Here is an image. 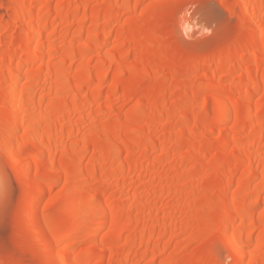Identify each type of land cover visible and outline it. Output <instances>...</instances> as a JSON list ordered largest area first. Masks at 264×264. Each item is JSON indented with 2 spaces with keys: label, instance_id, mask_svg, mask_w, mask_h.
<instances>
[{
  "label": "rangeland",
  "instance_id": "374dc122",
  "mask_svg": "<svg viewBox=\"0 0 264 264\" xmlns=\"http://www.w3.org/2000/svg\"><path fill=\"white\" fill-rule=\"evenodd\" d=\"M62 1L51 0L52 27L42 41L47 48L55 40L57 47L37 59L33 71L23 67L29 79L25 78V84L32 82L29 74L43 72V68L44 74L40 71L41 78H37L45 83H39L37 92L26 94L23 101L25 106H37L42 134H47L48 122L43 119L51 110L65 129L56 134L53 166L49 167L43 157H34L31 148L26 152L37 168L33 171L34 191L29 190L18 164L0 151V264H50L41 252L34 227L21 221L27 194H36L42 185L49 189L40 209L48 216L56 215L49 230L58 227L61 235L71 231L77 221L70 211L72 198L82 196L83 187H90L87 196L83 194L88 198L93 195L91 190L95 193L104 186L97 206L107 209L98 222L96 238L85 239L81 227L75 236H63L55 248L56 252L58 248L69 249L72 264H78L74 257L81 260L92 253L87 264H235L233 253L218 233L220 215L226 210L221 190L229 184L224 178L228 171L235 172L231 201L242 203L243 209L250 206L255 190H260L259 203L245 210L246 220L253 216L257 221L247 224L243 220L238 228L245 236L248 228L254 229V244L247 249L254 258L261 253L264 256V241L258 239L264 234V178L258 176L244 191L239 188L247 175L264 170V50L256 51V41L264 40V2L262 15H255L253 23H248L235 0H166L158 9L153 6L165 0H143L136 11L124 12L120 22L114 14L125 9V0H73L75 14L66 18L56 16L61 7L55 3ZM256 1H250L252 7ZM14 2L0 0V92L5 87L4 75L17 60L15 53L33 38L21 34L19 39H10L26 22L24 16L14 20ZM43 2L34 3L33 13ZM142 17L147 21L128 25L129 20ZM108 21L106 39L89 46L92 34H100ZM124 39L122 52L113 62H105L102 56ZM148 39L155 43H147ZM226 48L229 53L223 56ZM8 51L14 53V60L4 57ZM67 57L74 59L70 62ZM220 59V66L214 67ZM52 62L64 64L63 76L46 72L48 66L53 68ZM65 73L70 85L64 82ZM205 80L208 84L203 86ZM67 85H73L71 92ZM144 86L149 90L147 96ZM252 86L248 106L245 95ZM94 92H98L96 96ZM221 92L228 106H236L224 126L217 123L218 110L212 104ZM5 102L0 95V138L10 121V114L2 108ZM260 121L262 126L255 127ZM28 125L26 121L21 135ZM123 125L126 129L121 131L120 142H111L113 132ZM224 127L232 135L230 139L220 138ZM72 129L75 134H71ZM94 146L104 154L96 158ZM241 146L247 153L239 160ZM113 151L119 153L123 171L111 168ZM131 155L134 159L129 161ZM63 159L79 171L95 160L105 173L73 172L69 181L57 174ZM110 225L117 229L113 240L106 236ZM253 257L246 258L244 264H250Z\"/></svg>",
  "mask_w": 264,
  "mask_h": 264
},
{
  "label": "bare ground",
  "instance_id": "6f19581e",
  "mask_svg": "<svg viewBox=\"0 0 264 264\" xmlns=\"http://www.w3.org/2000/svg\"><path fill=\"white\" fill-rule=\"evenodd\" d=\"M14 1L15 2L13 4L15 6L14 7L15 11L12 9L14 11V14H15L14 20H16L15 19L16 17H18V19L20 20V17L24 16L26 19V22L24 21L25 23H23L24 25H22L24 28V29L22 28L23 31H21L22 29L15 31L12 34V36L10 37V39H17L18 37L21 36V34L23 36L26 35L27 37H29L31 35L33 38L31 41L25 42L21 46L20 51L19 50H17L18 52L16 51L17 53H15V55L17 56L16 57L17 60L15 62L13 61L14 63L11 64L10 69L8 68L9 71L8 70L7 71L9 73L7 74V72H6V75H4L5 87H4L3 91L0 92V95L2 96V99L4 101L5 100L7 101V104L5 102L6 107L4 108L2 106V108L7 113L10 114V121L8 123L6 130L4 131L3 135L0 138V151L2 153H4L5 155H7V157L9 159H11L14 163L18 164V166L20 167V170L24 174V180H25V183L27 184L29 190L34 191L33 171L34 170L37 171V168H35L33 166V162H32L31 157L29 158V157L25 156V154L28 151V149L31 148L34 151V157H37V155L40 157H43L46 160V163L49 167L53 166L54 161L56 159V156L54 155L55 154L54 152L56 149L54 150L53 147L56 144V141L58 142V140H56L58 137V136L56 137V134L62 133L65 129V124L63 123V121L60 120L59 116L58 117L54 116V114H53L54 111L52 112V110H51V112H49L50 114L48 113V115L45 116V119H43L44 121L46 120L48 122L47 134L45 132H43V134L45 133L44 134L45 136H44L41 133L42 132V129H41V127H42V121L41 120L42 119H39V118H41L40 117L41 115H39V117L37 118V113H38L37 109H36L37 106L36 107H32L33 105H30V106L26 105L25 106L24 101H23V97L26 94H32L33 95V93L37 92L36 89L40 83L39 82L40 80L37 78V76L41 78V75L44 74V71H45V68H43L44 69L43 72L40 70L42 72V74L40 73L39 70L37 71V72H39L38 75L34 74L37 72H34V73L32 72V74H29V77L33 78L34 80L32 79V82L31 83L28 82L29 85H27V84H25L24 80L27 81L28 75L26 77V74L23 73L24 72L23 67L26 65V66H28V68L30 67L32 69V64L37 59H40V60L43 59L46 56L48 51L53 52L55 50V48L57 47L55 40L50 39L52 41L49 43L47 48L44 47V44L42 42L44 39L43 38L44 35L46 34V32H48L49 27L51 26L49 19H50V12H51L52 6H54V5L51 3V0H44L43 5L38 9V11L33 13L34 3H36L37 0H14ZM125 1L128 4L125 7V9L123 11L119 10L114 14V19H116L117 22L121 21V17L124 15V12L136 11L140 2H142L143 0H134L133 2H131V0H125ZM235 1L240 5L246 22L253 23V20H255V18H256L255 15H257V16L262 15L260 13H262L261 11H262V6H263V2H264L263 0L256 1L254 3L255 5L253 4L254 5L253 7L251 6V2H250L251 0H235ZM165 3H166V0L163 2L162 1L158 2L156 5L153 6V9L161 8L162 6H164ZM55 4H56L55 6L61 7V11L58 14H56L57 17H63V18L65 17L66 18V17L71 16L72 14H75L74 13L75 9L73 10V7H72L73 0H63L62 2H60L58 4L55 3ZM249 5L252 7V9ZM110 9H112V7H110L109 10ZM261 19L263 20L264 17ZM145 21H147V19H145L144 17H142L140 20L139 19H132V20L128 21V25L133 27L134 25L139 24L141 22H145ZM261 23H263L262 24V28H263L262 31L264 33V21ZM19 25H20V23H19ZM109 25H110V22H109V24L106 23V25L104 26V30L100 34H97L96 32H94L92 34L91 40L88 43V45L93 46L94 44H96V42L100 38L106 39L107 32H108L107 30L109 28ZM54 34H53V36L55 37ZM223 39L225 40V37H223ZM218 40L220 41V39H218ZM124 41H125V39L123 41H121L119 44L116 43L117 45L115 44L116 46H114V48L110 52H108L106 55L102 56L103 58L102 57L101 58L103 60H105V62H106V60L113 62L114 59L122 52L123 46H124ZM212 41H213V39H212ZM262 41H264V40L256 41V43H257L256 44V48H257L256 51L257 52H262V50H264V47L262 49V46H264L263 45L264 43L262 44ZM146 42L149 44H154L155 40L154 39H148ZM214 42H216L215 44H218L217 40L216 41L214 40ZM211 43H213V42H211ZM71 50H73L72 47H71ZM84 51H86V50H84ZM11 52L10 51L6 52V55L4 57L7 59L9 58V60H14L15 59V58H13V57H15L14 53L13 52L11 53ZM71 53H74V52H71ZM227 53H229L228 48L223 50L222 55L224 56ZM69 57H67V58L69 60H71L74 56L71 58H69ZM74 58L76 60V57H74ZM73 59L70 62H72ZM65 60H63V61H65ZM57 62H60V61H57ZM67 62H68V60H67ZM52 63H54V65L52 64L53 68H50V66H48L49 68L46 67L47 68L46 72H48V70H50L49 72L52 73V76L58 77V75H62V72L64 73L66 71V70L64 71L65 66L63 63H57V64L55 62H52ZM220 63H221V59L219 61H217V63L213 64V66L217 68L220 66ZM52 65H51V67H52ZM207 65L210 66L212 64H211V62H208ZM33 70H34V68L32 69V71ZM28 71H30V70H28ZM120 71H118V72H120ZM105 74H107V72ZM57 77H55V78L57 79ZM25 78H27V79H25ZM31 78H30V80H31ZM64 78L67 80L64 82H67V84L70 85L71 83H69V82H71V81H69L70 78H69L68 73L67 74L65 73ZM67 78H69V79H67ZM56 79H54V81H56ZM59 80L61 81L60 78L58 79V81ZM42 83H45V82L42 81ZM42 83H40V85ZM207 84H208V82L205 80L203 83V86H206ZM19 87H22V89L20 90L19 93H17ZM72 87H73V85L68 86L67 91L71 92ZM43 88H45V87H43ZM253 88H255V86L250 87L249 90L246 92V95H245L246 96L245 97V104H247L248 106L251 103V98H252L251 92H252ZM142 91H143L144 96H147L149 94V90L146 86H144L142 88ZM47 93L49 94L48 91H47ZM97 93L98 92H94L93 96H96ZM223 93H224V91H223ZM223 93L221 92V93L217 94L215 96V98L212 100V104L215 107H217V110H218L217 123L222 124L224 126L227 123L228 119L231 117L230 114H232L231 113L232 109H236V106L235 107L232 106L233 108L230 107L231 106L230 104L228 106L227 97ZM40 94H42V93H40ZM45 96H47V95H45ZM32 100L35 101V98H33ZM28 104H30V103H28ZM51 105L53 106V104H51ZM77 107H78V105H77ZM229 107H230V109H229ZM76 108H75V110H77ZM248 112H249L248 114L251 115V111H248ZM42 116H43L42 118H44V115H42ZM26 121L29 122V125L26 127L25 133L23 135H21L20 132L23 129V127L25 126ZM158 123H159V121H158ZM263 123H264V121H263ZM256 125L260 127V125L262 126V122L260 121L258 124H255V127H257ZM72 127H74V126H72ZM123 129L124 130L126 129L125 125L118 126L116 131L114 130L115 132H113L114 136L111 138V142H116V143L120 142V140H121L120 137L122 134L121 131ZM223 130H224V135L220 136V138L230 139L232 137V135L229 134L230 133V132H228L229 130L227 131L226 127H224ZM75 132H76V130L72 129L71 134H75ZM259 141L257 143L258 144L257 146L260 145ZM25 142H27V143H25ZM73 147H75V146H73ZM52 150H54V152ZM255 150H257V148ZM94 151H95V157L99 154L100 155L104 154V153H102L103 151L99 146H94ZM113 152L114 153L111 155V158H110L111 168H113L114 171H119V172L123 171L124 165L121 162H119V159H118L119 153L117 151H113ZM245 153H247V151L244 148H242V146H241L239 148V151H238L239 160L243 156H245ZM76 157L80 158L81 157L80 153L76 154ZM133 159H134V157H132V155H131V157H129V161H132ZM93 160L94 159H92V161ZM106 160H109V159L106 158ZM239 160H237V163ZM93 162H89V164L86 166V168L84 170L79 171L78 168L75 169L69 165L68 159H63V161L61 163V167L59 168L57 174L59 177L67 176L69 181H71L72 180L71 175H73L74 173L75 174L77 173L79 175L80 174L86 175L87 173H90L93 170H97L100 174L105 173V170L103 167H97ZM107 162H109V161H107ZM262 170H260L261 172H259L257 170V172L254 171L251 174L247 175L248 177H246L245 181L239 186L240 190L244 191L245 188L248 185H250V183L253 182L258 176L262 177L261 179H263L264 178V170L263 171ZM226 175H227V177H225V174H224V178H226V180L229 184H227L221 190V195L223 196L224 203H225L224 208L226 210H224L225 212L221 211L222 212L220 215L221 217H220L219 222H218V224H219L218 233L222 236L224 241L228 244L231 252L233 253L234 263L235 264H244L246 258L249 259V257H253L255 255V254H252V252L249 249H247V246L254 244L255 233H254V229L251 228L249 225L250 228H248L249 230L245 231L246 232V236H245L244 232H243L244 230L239 229L238 226L241 225V221L243 222V220L247 221V224H249V221L251 224L257 221V218L253 217V216H251L252 218L249 221L246 220V219H248L246 211L248 210V208L251 209V208H253L254 205L256 206V203H259L260 198H261L259 196L260 190H255L257 192V194L255 192L253 195H255V194L256 195L252 197L251 202L248 201L250 206L248 205L249 207L247 208V210L245 209V207L243 209V207L241 206L242 203H234L231 201V191H232V189L236 183L234 180L235 172L234 171H230V172L228 171L226 173ZM261 183H262V185H264L263 181ZM39 186H36L37 187L36 189H38ZM83 188H84V190H82V191L80 190L81 191L80 195H82V196L78 197L76 194V196L74 198H72L73 203H72L71 208H70L71 215H74L75 217H77L76 224H74V228L73 227H72V229L70 228L71 231H68L67 234L65 233L62 235H61V233L59 234L58 227H53V231H52V228H51V231L49 230V228L52 227L53 223H55V220L57 218L56 215L48 216L46 213H44V212L42 213V209H40L41 207H43L44 200H45V194L47 193L46 191L49 188L47 186L43 187V185H42V187L41 186L39 187L36 194L31 193L32 191L30 192L29 195L27 194V197H26L27 199H25L26 200L25 201L26 202L25 203L26 209H25V211L21 217V221L25 225H29V226L32 225L34 227V234H35L37 241L39 243V247L42 250L41 252L46 254V256L48 257V260L50 261V264H72L73 263L72 261H70V257H69L70 250L69 249L64 250L62 248H58L59 252L55 251L56 246L59 244V241L63 238V236L64 237L75 236L76 232L78 231V228H81V227H82V229H84L85 239H87V240L92 239V241H93L94 238H96V236H97L98 222L102 221L101 217H104L103 213L107 209L106 208L107 206H105V208H106L105 210H104L103 206L98 207L97 206V199H98V196L101 195V193H103V191L105 189H104V186L102 185L101 188L98 189L95 193L92 192V190H91V193L93 195L91 193H89V195L91 194L92 196L87 198L86 197L87 194L85 192H87V191L89 192L90 187L86 186ZM84 193L86 195L85 197H83ZM263 203H264V201H263ZM40 210H41V212H40ZM248 211H250V210H248ZM105 215H106V213H105ZM239 220H240V222L238 223ZM54 225H56V224H54ZM110 226H111L110 229L108 228V230H109L108 235H106V236H109L108 239L113 240L117 236V229L112 225H110ZM57 231H58V233H57ZM258 236H259L258 239L260 238V240L262 239L264 241V234H262V235L259 234ZM105 238H107V237H105ZM133 240H135V239H133ZM129 243L131 244L132 242H129ZM92 256H93V253L90 254L89 256H87L85 259L83 257L81 260H79L80 259L79 256L74 257V259L75 258L78 259L77 260L78 264H87V262L90 261V258ZM251 260L252 261H250L251 262L250 264H264V256L262 255V253L259 254V256L255 257V258L253 257Z\"/></svg>",
  "mask_w": 264,
  "mask_h": 264
}]
</instances>
